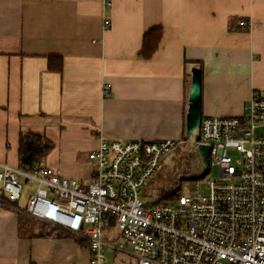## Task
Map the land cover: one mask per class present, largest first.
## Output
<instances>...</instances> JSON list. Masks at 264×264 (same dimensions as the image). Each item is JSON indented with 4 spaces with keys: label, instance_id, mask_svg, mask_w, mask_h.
<instances>
[{
    "label": "crops",
    "instance_id": "0c3cea01",
    "mask_svg": "<svg viewBox=\"0 0 264 264\" xmlns=\"http://www.w3.org/2000/svg\"><path fill=\"white\" fill-rule=\"evenodd\" d=\"M107 1L0 0V162L18 165L19 134L38 132L53 144L43 164L87 183L101 134L179 139L188 63L201 70L202 116H239L264 92V0ZM154 26L158 47L139 58ZM49 55L62 57L60 72ZM23 196L0 206V264H88L73 235L32 228L41 223L19 211Z\"/></svg>",
    "mask_w": 264,
    "mask_h": 264
},
{
    "label": "built area",
    "instance_id": "2783aa9c",
    "mask_svg": "<svg viewBox=\"0 0 264 264\" xmlns=\"http://www.w3.org/2000/svg\"><path fill=\"white\" fill-rule=\"evenodd\" d=\"M100 93L109 95L108 83ZM179 141L101 134L87 153L93 163L87 183L43 163L0 162V206L11 208L23 184H34L19 211L85 241L88 264H109L105 248L126 252L135 264H264V92L252 90L239 116L201 117L198 142L209 145V170L216 166L218 176L187 180L195 181L188 194L177 181L151 185ZM228 149L239 157L231 159ZM169 189L180 194L159 202ZM110 228L121 243L105 238Z\"/></svg>",
    "mask_w": 264,
    "mask_h": 264
},
{
    "label": "water",
    "instance_id": "95a60500",
    "mask_svg": "<svg viewBox=\"0 0 264 264\" xmlns=\"http://www.w3.org/2000/svg\"><path fill=\"white\" fill-rule=\"evenodd\" d=\"M185 72L189 79L188 94L184 108L183 138L177 144L178 173L186 180L202 178L209 171V145L198 142L201 111L200 67L188 63ZM189 152L194 156L189 157ZM175 169V170H176Z\"/></svg>",
    "mask_w": 264,
    "mask_h": 264
},
{
    "label": "trees",
    "instance_id": "16d2710c",
    "mask_svg": "<svg viewBox=\"0 0 264 264\" xmlns=\"http://www.w3.org/2000/svg\"><path fill=\"white\" fill-rule=\"evenodd\" d=\"M162 36V28L154 26L149 28L142 36L141 46L137 51V56L142 59L150 58L156 51ZM47 69L49 71L60 72L62 69V57L59 55H49L47 57ZM53 148L50 140L42 137L38 132H21L18 139L19 166L32 168L43 163L48 152ZM180 194V190L169 189L163 192L159 202L174 200ZM17 201H15L16 203ZM42 235H53L67 237L70 234L65 231L41 223ZM43 226V227H42ZM76 242L84 249L88 248L85 241L77 238Z\"/></svg>",
    "mask_w": 264,
    "mask_h": 264
},
{
    "label": "rangeland",
    "instance_id": "374dc122",
    "mask_svg": "<svg viewBox=\"0 0 264 264\" xmlns=\"http://www.w3.org/2000/svg\"><path fill=\"white\" fill-rule=\"evenodd\" d=\"M183 136L180 137L179 139H176V141L182 140ZM228 155L231 157V159L235 160L239 157L238 153L228 149ZM189 157L194 156L192 152H189L188 154ZM178 156H177V150L171 151L169 154L164 155L163 157V166L162 168L154 175L151 185H159V184H165L167 180L169 181V184L173 185V181H177L180 185L181 188L183 189L184 193L188 194L191 193L192 190V185L195 181H187L185 179L178 180L176 176L181 175L178 173ZM177 168V169H176ZM176 169V170H175ZM218 176V169L216 166H211L210 170L206 173V175L203 177V180L209 179H215ZM182 177V175L180 176ZM23 192L22 194H28L32 189H34L35 185L31 184L28 185L26 183L23 184ZM199 191H203L202 188L199 189ZM24 196L21 197L19 200V205L21 207L24 204ZM33 223V229H36L38 231H41L42 229L40 226L37 224V222H31ZM105 238L112 244H119L121 243V237L119 234V231L116 228H110L108 229L107 234L105 235ZM123 244V243H122ZM124 245V244H123ZM125 249L129 250L130 246L129 245H124ZM105 256L107 258V261L109 264H135V261L131 256H129L126 252H121V253H114L113 250L109 248H105L104 250Z\"/></svg>",
    "mask_w": 264,
    "mask_h": 264
}]
</instances>
